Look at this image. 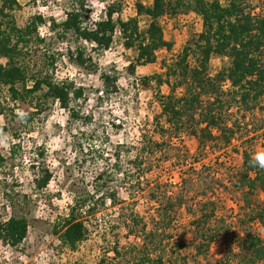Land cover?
Segmentation results:
<instances>
[{
	"label": "trees",
	"instance_id": "16d2710c",
	"mask_svg": "<svg viewBox=\"0 0 264 264\" xmlns=\"http://www.w3.org/2000/svg\"><path fill=\"white\" fill-rule=\"evenodd\" d=\"M68 2L62 20L33 15L20 26L13 16L16 0H0V88L7 89L12 102L32 108L22 115L25 122L50 111L54 104L64 110L77 171L88 169L86 165L95 171L90 187L73 195L68 212L53 230L63 247L74 250L87 236L85 221L96 217L99 207L107 201L113 206L122 204L117 187L111 184L114 177L123 174V160L135 169L129 176L135 182L142 177L138 171L171 139L192 135L199 145L213 141L227 148L238 132L243 144L242 129L247 131L248 116L264 109V8L258 0H134V17H115L119 9L114 3L92 22L86 0ZM179 13L197 15L202 28L171 63L160 62L162 73L141 79L144 88L152 84L160 109L152 132L141 137L132 158L131 147L119 143L112 146L108 137L100 135L98 141L93 140L98 138L88 128L93 114L86 108L101 98L96 93L117 92L118 77L114 71L100 72L102 89L93 95L74 79L58 78L57 65L68 62L87 74H96L93 54L97 57L108 50L118 33L123 47L135 53V62L129 66L133 75L135 66L155 63L159 51L172 50L173 42L165 39L160 20ZM44 25L48 29L45 36L39 32ZM84 43L91 46L92 54ZM212 58L219 60L216 69L211 68ZM163 86L168 87L167 94L161 93ZM261 129L264 136V127ZM232 150L240 154L241 163L232 167L226 188L239 197L236 222L240 232L234 231L232 239L224 241L218 264H259L264 261V240L252 225L258 221L264 228V168L254 160L249 146ZM223 163L227 164V159ZM5 164L0 151V171ZM38 171L33 183L41 190L51 174L44 163ZM127 190L129 197L138 193ZM142 192L154 207L152 226L133 209L126 212L120 207L117 218L126 223L125 236H132L137 243L111 247L107 251L111 255L105 253L98 264H195L207 257L218 237L227 238L224 219L218 221L215 206L205 204L199 206L200 215L192 222L191 241L174 238L171 224L189 197V187L181 186L173 193L166 185H155ZM28 227L22 215L0 219V243L17 249L26 240ZM186 248L192 253H183Z\"/></svg>",
	"mask_w": 264,
	"mask_h": 264
},
{
	"label": "rangeland",
	"instance_id": "374dc122",
	"mask_svg": "<svg viewBox=\"0 0 264 264\" xmlns=\"http://www.w3.org/2000/svg\"><path fill=\"white\" fill-rule=\"evenodd\" d=\"M16 2L13 16L20 26L33 15L60 21L64 18L65 9L69 8L68 0ZM114 3L119 9L115 17L119 15L127 19L136 15L134 0H94V3L93 0H86L91 21L99 20L105 8ZM258 3L264 8V0H258ZM160 22L165 39L173 42L172 50L159 51L155 63L135 66L133 75L130 74L129 66L135 62V53L123 47L118 33L108 50L97 57L93 54L98 70L96 74H87L68 62L57 65L58 78L74 79L93 95L102 89L98 77L100 72L116 73L117 92L107 95H101V91L96 93L101 98L86 108L93 114L88 128L98 137L93 139L95 141L100 135L101 138L108 137L112 146L119 143L131 147V158L138 149L136 147L141 137L152 132L155 115L160 111L152 84L144 88L141 79L162 73L160 62L166 60L171 63L202 28L201 19L193 13L164 16ZM39 32L47 35V26H41ZM84 46L88 53H93L91 46L86 43ZM218 66L219 60L212 58L211 68L216 69ZM161 93L167 94L168 87L163 86ZM0 108L3 109L0 114V151L6 158L5 168L0 171V219L4 221L10 215H22L29 224L27 238L17 249L0 243V264H98L105 253L111 255V252H107L111 247L120 248L127 243H137L132 236H125L126 223L117 218L120 207L125 208L126 212L133 209L147 221L149 227L152 226L154 207L142 191L155 185H166V189L173 193L178 192L181 186L189 187V197L177 210L171 224V233L179 241H191L192 222L200 215V205H214L216 219H224L227 238L218 237L210 245L207 257H201L195 264H218L224 254V241L231 240L234 231L240 232L236 222L239 197L226 188L232 167L241 163L240 154L232 149H240L241 145L249 146L253 156L264 152L263 129L258 130L264 127V109H256L248 116L247 131L242 129L245 135L243 144L238 132L227 148L221 142L213 141L199 145L197 138L192 135H184L180 140L171 139L157 149L160 152L150 158L151 162L143 166L142 171H138L142 177L135 182H131L129 177L136 172L135 169L123 160L124 172L114 177L111 184L117 187L122 204L113 206L107 201L99 207L97 216L85 221L88 229L85 240L70 250L61 245L53 235V230L64 219L73 202V195L90 187L95 171H90L88 165L85 166L88 169L77 171L70 137L65 130L67 113L54 104L50 111L25 122L22 115L32 108L26 103L12 102L6 88H0ZM254 129L258 132H252ZM156 139L160 141L161 138ZM224 159H227V164L223 163ZM42 163L51 176L46 187L38 190L33 179L41 172L38 169ZM127 189L138 193L129 197ZM252 228L264 240V228L260 222H254ZM183 253L192 251L186 248ZM259 264H264V261Z\"/></svg>",
	"mask_w": 264,
	"mask_h": 264
},
{
	"label": "clouds",
	"instance_id": "9594fccd",
	"mask_svg": "<svg viewBox=\"0 0 264 264\" xmlns=\"http://www.w3.org/2000/svg\"><path fill=\"white\" fill-rule=\"evenodd\" d=\"M93 3H94V0H93ZM254 160L258 162L260 167L264 168V152L255 154Z\"/></svg>",
	"mask_w": 264,
	"mask_h": 264
}]
</instances>
